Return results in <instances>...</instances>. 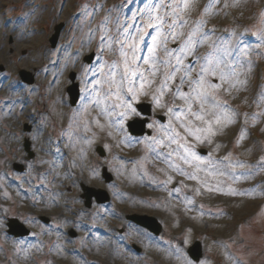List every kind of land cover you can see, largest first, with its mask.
I'll use <instances>...</instances> for the list:
<instances>
[{
	"label": "rangeland",
	"instance_id": "obj_1",
	"mask_svg": "<svg viewBox=\"0 0 264 264\" xmlns=\"http://www.w3.org/2000/svg\"><path fill=\"white\" fill-rule=\"evenodd\" d=\"M224 1L0 0V63L8 69L6 75L0 76V94L3 95L0 97V264H56L52 256L68 259L59 246L58 234L51 235L58 241L56 255L45 244H25L6 233L9 217H19L28 226H33L39 212L62 214L64 208L66 213H72L77 207L83 206L80 196L77 197L82 193L81 187L70 179L72 165L68 170V164L65 165L59 158L53 159L48 153L49 138L46 132L37 129L33 133L23 131L25 123H36L44 112H47L45 119H49L50 125L52 122H58L59 125L62 123L59 122L62 111V114L74 120L65 124L73 125L75 121L82 120L80 125L86 131H89V119L101 121L103 127L97 133V139L85 140L87 137L83 138L82 134L76 137L66 135L67 143L74 139L77 145L76 148L73 144L75 152H72L80 160L76 163V169L81 174L82 182L102 185L101 171L107 166L120 182L118 187L111 188L120 204H116L117 209L121 207L124 213L147 212L165 221V236L161 239L170 240L172 237L174 240L166 246L152 244L155 251L158 248L162 252L160 264H195L173 251L172 244L178 245L182 238L185 246L197 238L204 243L205 257L200 264H264V162H259L261 158L264 160V96L254 95L256 64L264 74V29L260 30L257 26H264V0H230L238 4L239 9L236 11ZM149 5L153 8L151 20L146 13ZM94 7L99 11H93ZM78 9H85L86 14L80 20H75L73 16ZM239 12L244 13L240 20L249 23H237L233 15ZM18 13H24L27 20L18 18L7 25V29L4 25L5 15L14 17ZM231 16L234 20H230V23ZM222 18L226 20L221 25L215 21ZM16 23L17 28L13 30ZM58 23H65L66 26L57 49L53 50L49 40ZM149 23L159 26L158 33L156 28H147ZM129 25H133L128 29L132 35H135L136 26L147 28L151 35H157L154 62L150 60L149 64L143 63V57L148 55L147 45L152 42L149 35L141 44V59L137 65H132L143 70L147 81L144 88L140 89L139 80L136 79L135 95L128 92L127 81L121 79L124 57L120 53L121 45L116 42L117 38L123 40L121 33ZM241 25L253 28L240 29V35L260 32L259 40L249 42L239 39L235 30ZM222 30L227 34L221 33ZM11 33L17 34L16 37L12 38ZM70 40L80 47L78 53H73V46L67 44ZM208 50L212 52L206 54ZM91 51L96 52L97 63L89 68L83 58ZM125 51L130 59L132 53L127 46ZM56 57H59L57 65L53 63ZM115 64H119V67H114ZM239 69L249 72L243 74ZM72 70L79 74L82 88L88 93L77 111L67 105L66 93ZM22 71H29L35 77L28 90V98L24 92L15 89ZM14 75L17 77L14 82L8 79ZM181 77H184L183 83ZM42 80H46L48 87H38ZM193 89L206 94L203 106ZM240 93L247 97L243 100ZM63 96L66 98H60ZM3 97H6V108ZM110 97L114 103H110ZM142 100L153 101L154 112L165 114L168 122L163 126L151 121L149 128L155 131L154 139L124 137L121 131L129 119L139 115L136 103ZM235 102L240 103V108L233 111L230 104ZM57 103L62 108H55ZM22 104L29 105L28 109L35 105L36 113L29 114ZM111 113L115 118L110 116ZM240 115L245 117V124L241 126L239 138L232 142L236 134L234 125ZM76 131L80 132V129L76 128ZM63 136L62 128H58L56 145ZM118 136H123V140L115 141L114 138ZM25 137H29L32 143L31 148L35 153L32 159H29L23 146ZM190 139L196 146L209 148L210 154L206 158L200 156L201 160L187 157L182 145L195 152V145ZM111 141H114L113 145ZM96 144L107 145V158L102 159L96 153ZM164 146L176 154V158L166 159L167 169L160 166L164 158L161 148ZM125 148H132L139 153L136 163L124 166L125 162L117 159L115 151H125ZM229 149L233 150L229 164L213 160L216 154H224ZM239 156H242L241 160ZM15 162L24 164L23 174L13 169ZM125 167L130 170L123 171ZM51 168H55L54 174H49ZM139 172L145 174L139 176L136 174ZM8 173L18 176V186L9 181ZM120 173L124 174L121 176ZM180 174L188 178L184 182V192L180 189L169 191V186ZM193 175L195 179L191 178ZM162 181L166 184L163 185ZM255 181L258 183L254 185ZM50 182H57L58 188L62 182L67 183L70 190L68 194L74 193L77 197L72 200L73 208L64 207L65 195L60 193V189L50 187ZM192 182L198 185H191ZM133 189L138 194H132ZM157 191L162 194L159 195ZM218 194L237 198L236 202L225 198V202L218 203L220 207L228 206L232 215L227 210L223 215H217L210 208L205 212L194 209V198L210 201ZM104 210L98 207V212L92 210L90 215L82 213V217L103 221L107 219L101 215ZM58 218L66 223L63 215ZM183 224L189 225L185 233L179 231ZM86 237L82 236L88 248L109 258L112 251L108 238ZM132 237L134 240L130 241H144L140 235ZM115 255L124 257L125 254L118 250ZM128 264L154 262L151 258L145 261L140 259L139 262L134 257Z\"/></svg>",
	"mask_w": 264,
	"mask_h": 264
},
{
	"label": "snow or ice",
	"instance_id": "obj_2",
	"mask_svg": "<svg viewBox=\"0 0 264 264\" xmlns=\"http://www.w3.org/2000/svg\"><path fill=\"white\" fill-rule=\"evenodd\" d=\"M152 11L153 8L151 5H149L146 8V13L149 17V20L152 19ZM133 19H135V16L133 17ZM159 19V18H157ZM175 23V21L173 22V24ZM133 27V25H129L128 27L123 29V32L121 33V35L123 36V40L117 38L116 42L119 43L121 45L120 48V53L121 55L124 57V72L123 75L121 77L122 81L126 80L129 87H128V92L132 93L133 95H135L136 89L134 88V84L136 83V79L138 78L139 80V85H140V89L144 88L146 81V78L144 76V72L143 70L137 66V67H132V65H137V62L141 59V57L139 56V53L141 51V44L145 42V37L151 35V33H149L147 31V28H156L157 29V33L159 31V26L155 25L153 23H149L147 25L146 29H141L140 27L136 26V32L135 35H132L129 33V28ZM169 27L171 28L172 25H169ZM151 44L147 45V52L148 55L143 57V63L144 64H149V61L152 60L154 62V58H155V50H156V46H157V35H151ZM189 41H191V37H189ZM125 46H127V48L131 51L132 56L129 59V55L128 52L125 51ZM181 51H183V49H181ZM178 59V63H180L179 58ZM114 67H119V64H115ZM176 70H179L178 68ZM190 70V69H188ZM186 70V71H188ZM202 71H206V69H202ZM155 74V73H153ZM184 82V77H181V83ZM198 83V81H197ZM166 86L165 85H162ZM193 91L196 92V96L197 98L200 100L201 105L203 106V103L205 102V100L207 99L206 94L200 91H197L196 89H193ZM159 101H157L158 103ZM214 106H219V105H214ZM123 115V114H121ZM200 118V117H198ZM173 142H175V140H173ZM185 152L187 153V157H193L196 160H201L202 158L200 156H198L195 152L191 151L190 148L183 146ZM187 157H185V159H187ZM211 163V162H210ZM192 179H195V176H191Z\"/></svg>",
	"mask_w": 264,
	"mask_h": 264
},
{
	"label": "water",
	"instance_id": "obj_3",
	"mask_svg": "<svg viewBox=\"0 0 264 264\" xmlns=\"http://www.w3.org/2000/svg\"><path fill=\"white\" fill-rule=\"evenodd\" d=\"M58 36H59V32L57 33V35H56V38H55V40H54V45L56 44V41H57V38H58ZM91 59V58H90ZM75 87H77V85H75ZM72 90V89H71ZM73 100H75L74 99V97H73ZM90 196V195H89ZM142 223H144L145 225H147L148 224V222L147 221H145V220H140ZM18 224H15L14 222H12V226H13V230H16V234H23V233H26L24 230H22V229H18V227H16Z\"/></svg>",
	"mask_w": 264,
	"mask_h": 264
},
{
	"label": "bare ground",
	"instance_id": "obj_4",
	"mask_svg": "<svg viewBox=\"0 0 264 264\" xmlns=\"http://www.w3.org/2000/svg\"><path fill=\"white\" fill-rule=\"evenodd\" d=\"M226 5H232L235 10H238L239 9L238 4L236 2H234V1H230L229 0V2ZM42 81L43 82H40L39 84L42 85V86H45L47 84L46 83V80H42ZM55 108L60 109L62 107L57 103V105L55 106Z\"/></svg>",
	"mask_w": 264,
	"mask_h": 264
}]
</instances>
